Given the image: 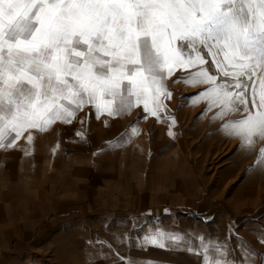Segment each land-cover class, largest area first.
I'll list each match as a JSON object with an SVG mask.
<instances>
[{
  "label": "snow or ice",
  "instance_id": "6c2138e0",
  "mask_svg": "<svg viewBox=\"0 0 264 264\" xmlns=\"http://www.w3.org/2000/svg\"><path fill=\"white\" fill-rule=\"evenodd\" d=\"M209 59L218 75L204 67ZM177 66L182 73L196 69L184 83L211 85L195 96L208 108L219 106L213 119L241 113L221 125L240 139L238 147L251 151L264 141V0H0V151L16 148L22 137L32 144V130L71 124L86 105L99 118L143 102L160 122L165 106L156 97H171L166 80ZM168 119L175 124L174 116ZM256 164L264 167V146ZM197 239L199 250L184 235L157 228L140 245L163 249L167 240L169 249L202 256L203 264H255V252L244 245L242 259H228L226 246Z\"/></svg>",
  "mask_w": 264,
  "mask_h": 264
},
{
  "label": "crops",
  "instance_id": "0c3cea01",
  "mask_svg": "<svg viewBox=\"0 0 264 264\" xmlns=\"http://www.w3.org/2000/svg\"><path fill=\"white\" fill-rule=\"evenodd\" d=\"M140 106L97 118L86 105L71 124L32 130V144L22 137L0 151V264L18 239L49 246L55 264H203L202 256L169 249L167 240L163 249L140 245L157 228L184 235L196 250L197 237L212 240L203 227L175 220L191 196L190 180L168 167L165 136L136 119Z\"/></svg>",
  "mask_w": 264,
  "mask_h": 264
},
{
  "label": "rangeland",
  "instance_id": "374dc122",
  "mask_svg": "<svg viewBox=\"0 0 264 264\" xmlns=\"http://www.w3.org/2000/svg\"><path fill=\"white\" fill-rule=\"evenodd\" d=\"M204 67L209 74L217 75L210 59ZM194 71L196 69H188L187 72L171 76L168 82L171 97L163 103L166 115L174 116L182 127V130L176 131L175 140L185 137L184 146L195 162L199 175L196 182L190 181L191 196L186 203L177 207L175 220L189 221L196 227L206 229L208 235L212 236V240L208 241L227 247L228 259H242L241 245H244L250 252H255L251 261L259 264L264 257V243L260 242L258 231H264V167L258 166L256 161L264 141L257 139L255 147L249 151L238 147L241 142L239 138L230 137L218 130L220 136L210 148L209 145L215 139L211 134L214 130L205 126L206 117L211 115L212 124L219 121L222 125L226 120L238 118L241 113H229L223 119H213L214 114L220 110L219 106L207 109L208 101L197 100L195 96L211 85L197 83L193 86L183 82L190 78L188 72ZM256 87L259 92L258 79ZM195 109L198 111L193 113ZM144 113L140 106L136 119L144 120ZM148 124L151 130L161 136L156 121ZM163 143L169 147L173 141L165 139ZM174 143L171 148L180 145ZM5 254L6 258L1 264H55L52 249L49 246H38L34 241L18 239L13 247L5 249Z\"/></svg>",
  "mask_w": 264,
  "mask_h": 264
},
{
  "label": "bare ground",
  "instance_id": "6f19581e",
  "mask_svg": "<svg viewBox=\"0 0 264 264\" xmlns=\"http://www.w3.org/2000/svg\"><path fill=\"white\" fill-rule=\"evenodd\" d=\"M178 73H182V72L179 70V67L177 66V68L174 69L173 76L178 75ZM216 74H217V72H216ZM219 75L221 76V74H219ZM170 78L171 77H169L166 80L167 88H168V82H169ZM219 82H220V79H219ZM156 99L161 104H163L164 100H165V98L163 97L162 94L158 95L156 97ZM148 104H149V107H154L153 99H149ZM142 105H143V102H142ZM207 109H208V107H207ZM196 111H198V109H195L193 111V113H195ZM207 111H209V110H207ZM161 112H162V116H161L160 122H157V119L155 117L151 116L150 114L144 113V116L147 115V118L146 119L144 118V120H143L145 122L144 126H146L147 123H152V122L156 121V123L159 124L158 128L160 130L161 136L163 134L165 136L166 140H168V141L171 140V141H173V143L175 141V143L178 142L180 144V145L176 146L175 148H171V147H173L172 146L173 143H171L169 147L167 146V149L165 151L166 152L165 153L166 164L168 165V167H169V165H171L170 168L172 170H174L175 172H178V174L181 175L182 177H184V179H188L191 182H196L199 175L195 169V164H194L195 162L191 160V157L189 156V154H187L186 146H184L185 137L183 136L180 139L175 140L176 139L175 134H177L176 131L182 130V127L179 126V122L177 119H175V124H172V121L170 119H168V116L166 115L167 111L165 110V108L161 109ZM211 118H212L211 115H208L206 117V124H205V126L210 127L209 130H214L213 132H211V134L214 136L215 139L209 145L210 148H211V145L214 144L215 140L220 136V134H219L220 132L218 130H221V126H220L221 124H219V121L212 124ZM169 130H171L173 132V136L168 135ZM193 130H199V129H193ZM202 130H205V129H202ZM193 157H195L194 153H193ZM206 158H208V155L206 156ZM170 168H168V170Z\"/></svg>",
  "mask_w": 264,
  "mask_h": 264
}]
</instances>
